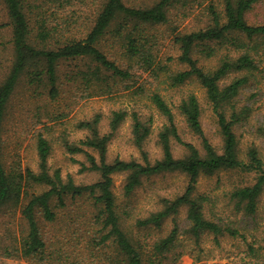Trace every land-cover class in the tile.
Returning a JSON list of instances; mask_svg holds the SVG:
<instances>
[{
  "label": "trees",
  "instance_id": "1",
  "mask_svg": "<svg viewBox=\"0 0 264 264\" xmlns=\"http://www.w3.org/2000/svg\"><path fill=\"white\" fill-rule=\"evenodd\" d=\"M1 2L7 24L11 26L12 58L0 80V214L17 211L24 224L18 237H8L9 243L5 239L4 258H25L33 264H49L55 254L60 258L63 253H48L40 219L52 222L60 210L82 198L89 200L92 207L90 213L96 235L91 242L102 250L107 264H153L156 256L181 245L179 236L182 233L195 244L205 234H212L216 240L224 234L232 237L239 234L238 229L206 217L204 210L208 198L195 194V187L200 175L211 176L219 171L253 173L254 181L234 187L230 198L245 215H252L257 210L264 191V160L255 146L248 147L245 158L239 155L234 126L248 114V108L238 112L234 101L248 82V75L258 68L256 57L264 40V21L251 24L246 14L264 0H222L221 9L214 0H208L204 5L207 15L204 26L173 31L171 40L178 49L176 59L188 68L168 74L167 65L158 59L157 35L149 31L169 23L170 10L177 4L187 8V0H155L141 5H129L125 0ZM33 15L35 30L29 19ZM107 42L108 51H105L102 47ZM195 54L204 58L217 56L218 64L213 70L205 69L198 64L199 57ZM80 59H87L89 64L86 69L73 72L71 79L74 84L78 81L77 87L86 96L111 93L118 87L129 89L137 84L140 72H149L155 79L165 73L172 85L194 77L204 88L216 117L222 138L220 150L204 133L200 104L194 94L182 98L177 107L188 128L199 138L202 151L192 142L183 140L171 107L160 93L152 91L149 100L165 120L157 132L159 158L152 160L143 150L152 132V114L116 109L110 113L105 132H101L102 116L95 113L74 123L77 130L86 132L83 139L76 142L62 140L69 154L84 155L85 162L80 163V169L98 173L95 182L80 184L70 176L64 179L58 169L49 172L51 145L45 136V130L49 129L45 125L34 135L38 170L22 167L18 161L6 168L1 136L9 102L18 84L25 82L35 91L44 89L48 98L55 100L60 94L58 66ZM232 74L230 81L223 83ZM137 86L141 88L140 83ZM127 117L130 118L131 140L140 150V158L116 157L108 161V144ZM262 132L264 135V129ZM172 140L184 146L183 156L173 154ZM89 150H94L96 155ZM171 172L188 177L184 191L171 198H162L158 210L134 221L137 228L146 229L160 228L166 219H170V230L151 245L150 253L121 225L127 208H120L113 195V175L126 174L123 195L129 197L143 178ZM183 206L186 207L187 226L181 229L178 215ZM105 248L110 252L107 253Z\"/></svg>",
  "mask_w": 264,
  "mask_h": 264
},
{
  "label": "rangeland",
  "instance_id": "2",
  "mask_svg": "<svg viewBox=\"0 0 264 264\" xmlns=\"http://www.w3.org/2000/svg\"><path fill=\"white\" fill-rule=\"evenodd\" d=\"M155 0H125L129 5L150 4ZM188 7L180 4L174 6L170 12V21L159 25L149 32L157 35L159 42L158 59L167 65L166 73L187 69L185 63L176 59L178 49L171 37L173 31H188L204 26L207 15L204 5L208 2L187 0ZM217 8H222V0H214ZM193 3V4H192ZM194 5V8H192ZM32 29L35 30V16H29ZM246 19L251 24L264 21V2L255 5L247 14ZM3 3L0 0V80H2L9 61L12 58L11 26L8 23ZM108 42L102 48L108 51ZM199 57V65L205 69L213 70L218 64V57ZM258 68L248 75V82L235 98L234 105L239 112L244 107L248 114L235 124L234 132L238 139L239 155L246 157L248 147L255 146L264 160V40L261 50L256 57ZM89 61L80 59L66 61L57 68L60 94L57 99L51 100L44 89L35 91L25 82L16 87L9 102L7 114L3 123L1 136L2 159L9 168L15 161L21 166H29L37 171V154L35 149V132L42 127L45 136L50 141V154L48 157L49 172L58 169L64 179L70 176L74 182L89 184L95 182L99 175L95 171L81 170L80 163L85 162L83 154H69L63 147L62 140L76 142L86 136L83 130H77L74 123L80 119L90 118L99 113L102 116L101 132L107 130V123L112 110L125 109L138 110L141 113L153 116L152 132L146 140L143 150L150 159L160 157V147L157 144V132L164 123V117L155 109L149 95L152 91L161 94L171 107L183 140L192 142L201 151L199 138L188 128L178 111V104L182 98L194 94L201 108V123L206 137L220 150L222 138L217 125L216 117L207 99L204 88L194 78L172 85L165 73L155 79L149 72H140V77L133 87L112 90L111 93L94 94L86 96L71 79L73 72L87 68ZM233 74L223 83H227ZM140 83L141 88H137ZM41 93V94H40ZM130 118L127 117L107 147V159L140 158V150L133 145L130 134ZM172 151L176 157L183 156L185 148L171 141ZM96 155L94 150H89ZM125 173L113 175L112 191L120 208L126 207L127 214L122 218L123 229L135 240H139L146 250L151 253V245L159 238L165 236L171 228L170 219H166L160 228H137L134 224L136 218L146 216L151 211L161 207L162 198H171L181 194L188 177L179 172L153 175L142 179L132 195H123ZM253 173L240 171H219L211 176L198 177L195 194L207 196L204 213L207 218L230 225L238 229L239 234L232 237L229 234L218 236L217 240L212 234L202 235L197 244L186 234L179 236L180 244L164 254L156 256L153 264H264V191L261 194L257 210L252 215H245L235 206L230 198V191L240 185L251 184L254 181ZM89 200L78 199L74 204L58 212L57 218L52 222L40 219V227L48 245V253H63L60 258L55 254L49 264H107L106 257L101 249L93 246L91 239L96 235V227L92 226V209ZM186 207L180 208L178 221L181 229L187 226L185 218ZM91 217V219H90ZM24 230L23 221L19 212L0 214V264H33L25 258L3 257L5 239L10 242L11 236H19ZM9 237V238H8ZM109 253V248H105ZM151 250V251H150ZM104 252V253H106Z\"/></svg>",
  "mask_w": 264,
  "mask_h": 264
}]
</instances>
